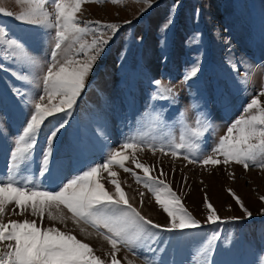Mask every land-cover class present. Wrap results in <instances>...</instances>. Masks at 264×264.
<instances>
[{
	"label": "rangeland",
	"instance_id": "374dc122",
	"mask_svg": "<svg viewBox=\"0 0 264 264\" xmlns=\"http://www.w3.org/2000/svg\"><path fill=\"white\" fill-rule=\"evenodd\" d=\"M51 11V6L46 5ZM0 27L5 40L24 45L27 58L0 40V179L13 174L20 183L44 190L58 187L91 166L105 162L113 149L132 140L142 150H126L125 167L171 186L200 225L180 231L151 229L135 248L120 245V264H264V167L229 162L202 163L214 155L228 127L264 89V0H85L77 16L103 45L86 86L72 109L49 118L38 137L31 159L14 169L12 152L29 114L27 101L42 94L43 74L51 61L53 32L19 21L26 10L18 0H0ZM12 12L9 16L6 13ZM116 23L118 30L88 22ZM130 21L131 23H126ZM79 51V45L75 46ZM62 62L64 54L58 57ZM73 59H86L83 53ZM199 66L196 76L189 73ZM156 81H160L158 86ZM161 86L170 91H162ZM264 102V96H259ZM59 97L52 103L58 104ZM61 120L67 123L57 134L48 171L41 168L48 136ZM202 129L200 136L192 129ZM185 143L196 148L179 150ZM150 145H156L155 150ZM163 146V151L160 147ZM215 158L223 160L222 155ZM163 170V175L161 174ZM130 203L142 215L164 226L169 217L159 207L144 181L112 166ZM109 192L114 185L107 171L99 173ZM240 197L248 216L229 191ZM143 193V197H141ZM207 197V201L206 198ZM143 199V204H141ZM210 202L221 217L207 220ZM64 222L24 211L14 203L0 216L9 221L35 220L38 227H56L88 243L105 264H111L112 248L104 230L91 223H75L63 208ZM11 241L0 242V252Z\"/></svg>",
	"mask_w": 264,
	"mask_h": 264
},
{
	"label": "snow or ice",
	"instance_id": "6c2138e0",
	"mask_svg": "<svg viewBox=\"0 0 264 264\" xmlns=\"http://www.w3.org/2000/svg\"><path fill=\"white\" fill-rule=\"evenodd\" d=\"M28 5L15 18L21 22L37 27L51 29L53 32V51L51 61L46 66L43 74L42 94L27 101L29 114L21 134L15 141L12 158L14 169L26 164L35 151L38 144V137L42 128L49 120L60 113H68L75 105L79 95L86 86V79L93 69L95 61L103 45L108 41L103 36H96L90 42L84 40L85 34L89 31L84 22L79 19L77 13L85 0H18ZM119 0H113L117 3ZM150 4L151 0H144ZM46 5L51 6V11ZM5 12L0 7V13ZM12 16V12L6 13ZM100 25L101 28L118 30L116 23L103 24L101 21L88 22ZM126 23H131L126 21ZM4 28L0 27V40L18 50L21 55L27 58L24 45L16 40H5ZM79 45V51L75 46ZM64 54L63 62L58 57ZM84 54L86 59H73L74 55ZM199 66L194 65L189 75L196 76ZM158 86L160 81H156ZM162 91H170L161 86ZM259 96H264V89L258 96H255L243 109L244 114L237 118L227 129L226 135L220 138L218 145L213 148L214 155L202 157V163L217 165L235 162L242 164L245 169L250 164L264 167V102ZM59 97V103L52 101ZM66 120H61L54 126L48 136L46 149L42 154V171H48V165L53 156L52 144L61 129L66 125ZM192 134L200 136L202 129H192ZM154 150L156 145H150ZM196 148L198 145L180 143L175 146L172 155H179V150ZM142 150L141 146L129 140L120 149L111 150L105 162L96 164L75 175L67 182L62 183L58 190H44L40 186L30 183H20L13 174L0 179V216L6 207L15 204L24 211H30L33 216H39L43 224L45 213L47 218L53 221L64 222L63 208L71 214L75 223L81 221L91 223L98 230H104V239L111 245V264H120L116 259V253L123 245L129 249L135 248L151 229L165 228L167 231H180L188 228L198 227L200 221L196 220L188 209L183 205L179 196L172 191L171 186L156 177L149 175V168L137 163L136 167L143 169L144 176L137 175L132 169L125 167V160L128 158L126 150ZM163 151V146L160 147ZM222 155L223 160L215 158ZM118 165L125 172H131L138 182L144 181L155 196L159 207L169 217L167 226L154 223L153 220L145 217L134 207L129 200L127 193L116 179L117 173L112 171V166ZM101 171H107L112 178L110 183L114 185V192H109L99 178ZM163 175V170L161 169ZM229 191L235 197L241 208L248 216L251 212L244 208L240 197L236 196L231 189ZM141 193V197H143ZM207 201V197L205 198ZM261 199H264L262 197ZM143 204V199H141ZM207 208L210 214L207 217L209 222L215 223L221 217L217 214L215 207L208 202ZM11 241L7 250L0 252V264H105L100 256L95 254L94 249L78 239L71 232L62 231L54 226L38 227L35 220L27 219L21 221H9L4 223L0 220V242Z\"/></svg>",
	"mask_w": 264,
	"mask_h": 264
}]
</instances>
